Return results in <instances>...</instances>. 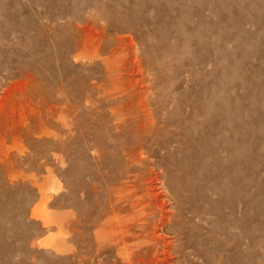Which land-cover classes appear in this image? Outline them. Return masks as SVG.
I'll return each mask as SVG.
<instances>
[{"label":"rangeland","instance_id":"rangeland-1","mask_svg":"<svg viewBox=\"0 0 264 264\" xmlns=\"http://www.w3.org/2000/svg\"><path fill=\"white\" fill-rule=\"evenodd\" d=\"M234 136L239 260L205 263L170 196ZM221 260L264 264V0H0V264Z\"/></svg>","mask_w":264,"mask_h":264},{"label":"bare ground","instance_id":"bare-ground-1","mask_svg":"<svg viewBox=\"0 0 264 264\" xmlns=\"http://www.w3.org/2000/svg\"><path fill=\"white\" fill-rule=\"evenodd\" d=\"M171 106V105H170ZM192 106L194 107V105L192 104ZM203 106V105H201ZM188 108V107H187ZM196 108V110L199 111V107H194ZM208 109V108H207ZM188 110V109H187ZM151 111V110H150ZM189 111V110H188ZM187 111V112H188ZM208 112V110H207ZM189 113V112H188ZM204 113V112H203ZM204 115V114H203ZM152 116V115H151ZM195 116V115H194ZM150 117V116H149ZM198 117V116H197ZM195 118V117H194ZM152 119V118H151ZM187 121V120H186ZM234 121V120H232ZM150 122V121H149ZM191 122V120H190ZM189 124V123H188ZM179 125V124H178ZM190 125V124H189ZM233 125V124H232ZM148 126V125H147ZM191 127V126H190ZM187 128V127H185ZM188 129V128H187ZM186 129V130H187ZM193 130V127L191 128ZM238 129V128H237ZM208 130V129H207ZM190 131V130H189ZM194 131V130H193ZM213 131V130H212ZM235 131V130H234ZM188 132V130H187ZM215 133V132H214ZM230 133V132H228ZM237 133V132H236ZM190 134V133H189ZM203 134V139H205V142L201 145L206 146V143L208 141H210L212 139V135L211 133H202ZM230 136V135H229ZM188 137V136H187ZM202 137V136H200ZM239 137V136H238ZM200 139V138H199ZM228 139H226L227 142ZM231 140V139H230ZM142 141V140H141ZM189 141V139H188ZM202 141V140H201ZM212 141V140H211ZM214 141V140H213ZM224 141V140H222ZM140 142V141H139ZM151 142V141H150ZM187 143V142H186ZM196 143V141H195ZM215 143V142H214ZM230 146L233 149V158L234 159V169L230 168V165H227V163H223V165L220 166L219 170L215 171V173H212L213 176L217 177L220 176L222 178L225 179V181L221 182L219 184V189L217 190L216 186H212L211 182L213 180H215V178L213 176H211L210 174H206L204 176V178L202 177V179H200L199 177H197L194 173H192V171L190 172H186L183 176H178V179H176V184L179 187L178 189L176 188V190H172L171 196H170V200L174 201V203L176 204L175 210L172 208V210H174V212H177L180 216H183V213L185 211V205L188 204L189 208H191L195 213H197V218L200 219V222H203V224H200L198 228H195L196 231L198 232V239L195 241H188V246L192 247L194 249H196L197 251L200 252L199 255H201L204 259L205 263H210L211 258L210 255L211 253H217L220 252V250L218 251V248L216 246V244H213L214 238L215 237H211V236H207L206 238L203 237V235H208V232H212L213 235H231L233 234L234 238H235V242L232 245V250L235 252L233 259L235 262H238V230L240 227V218L239 217V210H238V204H239V175H238V138H236V136H234L233 142H230ZM200 144V143H199ZM209 144V143H207ZM189 145V144H188ZM223 145V144H222ZM221 145V146H222ZM226 146V144H224ZM228 145V144H227ZM208 146V145H207ZM206 146V147H207ZM210 146V144H209ZM216 146V145H215ZM214 146V147H215ZM168 147V146H167ZM202 147V148H203ZM240 147V146H239ZM196 148V147H195ZM212 148V147H211ZM217 148V146H216ZM214 148V149H216ZM219 148V147H218ZM224 148V147H222ZM143 149V148H142ZM168 149V148H167ZM208 149V148H206ZM221 149V148H220ZM240 149V148H239ZM194 150V149H193ZM196 150V149H195ZM203 151L199 152L197 154V157H199L198 162H193L191 165L192 169L198 168V167H207L209 165H207V162H202L200 161V159H205L208 158L207 156V152H205L204 148L202 149ZM223 150V149H221ZM220 150V151H221ZM137 152H141V151H137ZM143 152V151H142ZM141 152V154L143 155V153ZM224 152V150H223ZM139 154V153H138ZM232 155V154H231ZM231 155L229 157H231ZM147 156V155H146ZM142 157V156H140ZM144 157V155H143ZM222 157H224L222 155ZM231 158V159H233ZM209 161V160H208ZM219 164V163H218ZM212 165V164H210ZM161 169V168H160ZM163 169V168H162ZM161 169V170H162ZM164 171V169H163ZM214 171V170H213ZM161 173V172H160ZM165 173V172H164ZM163 173V174H164ZM122 174V173H121ZM154 174V173H153ZM166 174V173H165ZM176 174V173H173ZM173 174H171L173 176ZM203 174V173H202ZM135 175V174H133ZM130 176V175H129ZM166 176V175H165ZM211 177L212 180H211ZM149 178V177H148ZM165 178V177H164ZM163 178V179H164ZM172 178V177H171ZM226 178L228 179L229 182H227ZM136 179V178H135ZM151 179V177H150ZM159 179V178H158ZM162 179V178H161ZM194 180L195 182H193V184L189 183V180ZM148 180V179H147ZM167 180V179H166ZM127 181V180H126ZM222 181V179H221ZM164 182V181H163ZM155 183V182H154ZM162 184V183H161ZM164 184V183H163ZM214 184V183H213ZM175 185V184H174ZM167 188V187H166ZM119 189V188H118ZM137 190V189H136ZM159 190V189H158ZM164 190V189H163ZM166 190V189H165ZM128 191V190H127ZM168 191V190H167ZM117 192V190H116ZM117 194V193H116ZM123 194V193H122ZM129 194V193H128ZM147 194V192H146ZM168 194V193H167ZM118 195V194H117ZM120 195V194H119ZM118 195V196H119ZM125 195V194H123ZM141 195V194H140ZM121 196V195H120ZM126 196V195H125ZM159 196V195H158ZM169 196V195H168ZM153 197V196H152ZM228 197H230V199H228ZM118 198V197H117ZM135 198V197H134ZM159 198V197H158ZM165 198V197H164ZM169 198V197H168ZM118 200L120 201V199L118 198ZM117 200V202H118ZM124 200V199H123ZM122 200V201H123ZM134 200V199H133ZM140 200V199H138ZM142 200V199H141ZM157 200V199H156ZM144 201V200H143ZM138 202V201H137ZM168 202V201H167ZM120 203V202H119ZM141 203H136L135 207L133 206V208L137 209L138 206ZM173 204V203H172ZM145 205V204H144ZM151 204H148V206ZM147 206V205H146ZM142 208V207H141ZM114 209V208H113ZM133 209V210H134ZM135 209V210H136ZM139 209V208H138ZM144 209V208H143ZM132 210V209H131ZM138 211V210H136ZM144 211V210H143ZM143 211L141 212L143 214ZM230 211L232 213V215H230V217L227 216L226 212ZM131 212V211H130ZM135 212V211H134ZM145 212V211H144ZM151 212V211H150ZM115 214V213H113ZM131 214V213H130ZM138 214V213H137ZM136 214V215H137ZM141 214V215H142ZM151 214V213H150ZM126 215V214H125ZM145 215V214H143ZM135 216V215H134ZM190 216V215H189ZM115 217H117V215H115ZM132 217V216H131ZM149 217V216H148ZM152 217V215H151ZM171 217V216H170ZM170 217L167 218V220L170 219ZM114 218V216H113ZM118 218H120L118 216ZM129 219V218H128ZM127 219V220H128ZM137 219V218H136ZM129 221V220H128ZM127 221V223H128ZM131 221V218H130ZM129 221V222H130ZM137 221V220H136ZM198 221V220H197ZM124 222V221H123ZM168 222V221H167ZM193 222V221H192ZM216 223L219 224L218 228H212L211 225L212 223ZM171 223V222H169ZM121 225V224H120ZM122 226V225H121ZM126 226V225H125ZM229 226H232V232L230 231ZM139 227V226H138ZM150 227V226H149ZM157 227V226H156ZM126 229V228H125ZM129 229V228H128ZM143 230V229H142ZM155 230V229H154ZM206 231V232H205ZM155 232V231H153ZM196 233V232H195ZM143 234V233H142ZM122 235V234H121ZM132 235V233H131ZM144 235V234H143ZM146 235V234H145ZM123 237V236H122ZM143 240V239H142ZM147 241V240H146ZM223 241L220 240V243H222ZM132 243V242H131ZM137 243V242H135ZM131 244L134 246V244ZM140 244V243H138ZM144 244V243H142ZM125 245V244H124ZM148 245V244H147ZM138 246L139 245H136ZM127 248V247H126ZM157 248V247H156ZM202 260V259H201ZM214 263V262H213ZM218 264H223V261L221 260ZM238 264V263H235Z\"/></svg>","mask_w":264,"mask_h":264}]
</instances>
